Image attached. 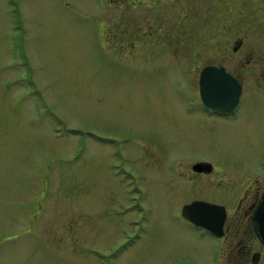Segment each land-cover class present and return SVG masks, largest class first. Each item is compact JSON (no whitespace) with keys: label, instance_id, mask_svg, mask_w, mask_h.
I'll list each match as a JSON object with an SVG mask.
<instances>
[{"label":"rangeland","instance_id":"374dc122","mask_svg":"<svg viewBox=\"0 0 264 264\" xmlns=\"http://www.w3.org/2000/svg\"><path fill=\"white\" fill-rule=\"evenodd\" d=\"M215 4L0 0V264L214 263L217 237L182 205L264 166L258 103L236 120L202 111L198 70L232 39Z\"/></svg>","mask_w":264,"mask_h":264},{"label":"flooded vegetation","instance_id":"af4514ba","mask_svg":"<svg viewBox=\"0 0 264 264\" xmlns=\"http://www.w3.org/2000/svg\"><path fill=\"white\" fill-rule=\"evenodd\" d=\"M219 1L217 0L214 11L216 17L215 34L217 33V36L220 37H232V39L228 48H226V54L223 51V54L220 53L221 56H217V61L203 63L198 70L197 94L202 103V111L216 120L229 121L236 120L241 115L245 105L252 106L254 103H258L257 105L254 104V106H259V108L263 109L258 112H250L252 114H248L247 119L250 120L251 127L260 129L261 133H263L264 22H261L259 18L254 19L253 22L250 19L249 13L254 10L255 17L256 15L258 17L264 16V3L260 6L254 5L252 10L250 7L243 6L238 11H235L234 4L236 0H222V6ZM234 13L237 18H235ZM248 37H254V39L248 40ZM220 43L221 41L217 40L215 43L216 47H220ZM206 66L222 68L235 79L239 86V93L236 102L231 108L212 107L203 102L200 92V76L202 69ZM248 89H252V91H248ZM261 137H264V134H261ZM250 143H256V140H250ZM198 162L204 167L203 170L194 169V164ZM189 168L192 173L208 175L213 172L214 165L211 162L196 160L190 164ZM187 173H183L186 181L196 179L195 176H185ZM196 177L202 178L201 176ZM212 177L216 180L220 178L226 180V176L220 170L215 175H212ZM202 179L200 180V184ZM205 180H207L206 176ZM235 181L238 183L244 182L237 189ZM232 182L231 190H228V188L222 189L220 182L218 184L207 183V187L214 185V188L209 191L215 190L216 195L220 196L221 201H208L207 198L201 197L193 199L220 205L223 207L222 211L224 212L222 217H220L217 211H212L209 213V217L203 221L204 223L196 224L183 212L182 208L184 204L181 207L182 214L191 224L198 227L200 231H207L217 237L219 251L213 264H264V240L258 235L256 231L257 223L253 219L254 211L264 193V166L258 174L240 176V178L236 179L233 177ZM203 187L202 185L201 189L206 188ZM205 190L208 189L206 188ZM35 215L36 213L33 217ZM33 217L29 218L26 223L27 226L32 225L34 221ZM216 227L221 228L220 235L210 230V228Z\"/></svg>","mask_w":264,"mask_h":264},{"label":"water","instance_id":"95a60500","mask_svg":"<svg viewBox=\"0 0 264 264\" xmlns=\"http://www.w3.org/2000/svg\"><path fill=\"white\" fill-rule=\"evenodd\" d=\"M200 92L202 100L205 104L212 107L231 108L236 102L239 86L235 79L226 73L222 68L214 66H206L201 71L200 76ZM207 164V163H205ZM195 170H203L204 167L198 162L194 164ZM183 212L188 218L196 223L202 224L209 217V213L217 211L220 217L223 216V207L218 204L210 203L202 200H193L184 204ZM253 219L257 223V233L264 240V193L256 207ZM220 224V222H219ZM213 232L221 234V228H210ZM179 264H194L191 262H181Z\"/></svg>","mask_w":264,"mask_h":264}]
</instances>
